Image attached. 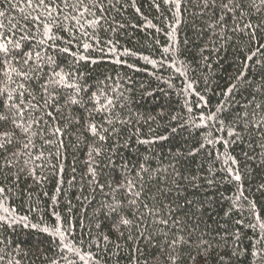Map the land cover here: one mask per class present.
Wrapping results in <instances>:
<instances>
[{"label": "trees", "instance_id": "16d2710c", "mask_svg": "<svg viewBox=\"0 0 264 264\" xmlns=\"http://www.w3.org/2000/svg\"><path fill=\"white\" fill-rule=\"evenodd\" d=\"M39 2L0 0V264H264V0Z\"/></svg>", "mask_w": 264, "mask_h": 264}, {"label": "snow or ice", "instance_id": "6c2138e0", "mask_svg": "<svg viewBox=\"0 0 264 264\" xmlns=\"http://www.w3.org/2000/svg\"><path fill=\"white\" fill-rule=\"evenodd\" d=\"M77 3H78V4H79V3H82V0H77ZM28 6H29V7H32V0H28ZM65 6H69V4H68V0H65ZM41 7L45 8L46 10H48L49 15L51 14V11H52L51 6H50L48 3H46V0H40L39 4L36 5V8H37V9H39V8H41ZM225 7H227V5H225ZM61 11H62V9H61ZM0 15H3V13H0ZM66 18H67V17H66ZM34 19H36L37 21H39V20H40V16L38 15V16H36ZM55 22H56V21H54V23H55ZM48 31H49V27H48V25H45V36H46L47 39H51L52 37H50V36L47 35ZM40 43L43 44V43H45V41H44V40H41ZM17 47H19V46L17 45ZM85 48H87V45H85ZM63 51H67V49H64ZM20 55H22V56L24 57V64H25V65H28L29 67H31V65H32L33 63H35L37 68L40 67V64H39L37 61H33V60H32L31 53H25V52L21 51V52H20ZM36 55H37V59L39 60V59L41 58V57H40V53L37 52ZM48 59H49V60H52V57H48ZM53 62H54V61H53ZM19 75H21L24 79H30V78H31V77L29 76V73H28V72H22V73H19ZM57 78H58V79H57ZM64 80H65V76H64V74H63L62 72H56V71L53 69V75H52V77H50V78L44 83V85H42L43 92H44V93H48V89H49L50 86H51V87L60 86ZM63 86H64V87H75L74 85H70V84H66V83H64ZM229 91H231V89H230ZM9 99H11V96H10V95H9ZM68 102H70V103H76L77 101H76L75 99H70V101H68ZM45 103L47 104L48 101L46 100ZM109 103H111V101H109ZM14 106H15V105H13V107H14ZM259 107H260V105H257V108H259ZM50 114H51V113H49V115H50ZM0 119H6V117H2V116H0ZM90 130H91L92 133L95 135V134H96V131H97V130H96V125H94V124L91 125V126H90ZM25 131H27V129H25ZM57 131H59V129H57ZM7 136H8V134L6 133V134H5V137H7ZM101 139H103L102 136H101ZM7 143H11V141L8 140V139H5L4 141L0 142V147H4V145L7 144ZM25 147H27V144H25ZM5 150H7V149H5ZM9 163H10V162H9ZM235 179H236V180H239L240 177L237 175V176L235 177ZM129 184H131V182H129ZM117 190H118V189H117ZM113 210H115V209H113ZM121 222H122L123 224H125V225H127V224L129 223L128 220L123 219V218H122V221H121ZM161 222H162V223H165V224L167 223V221H161ZM181 240H182V238H181ZM177 243H178V241H173V245H176ZM253 255H255V253H253ZM193 259H195V257H193ZM174 264H175V261H174Z\"/></svg>", "mask_w": 264, "mask_h": 264}]
</instances>
